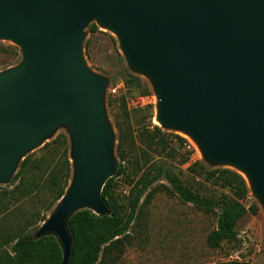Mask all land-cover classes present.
Returning <instances> with one entry per match:
<instances>
[{"label":"water","instance_id":"obj_1","mask_svg":"<svg viewBox=\"0 0 264 264\" xmlns=\"http://www.w3.org/2000/svg\"><path fill=\"white\" fill-rule=\"evenodd\" d=\"M92 21L151 82L161 127L190 136L208 163L243 171L264 207V0H0V40L23 56L0 72V184L58 126L71 140L72 183L34 238L54 235L68 264L69 217L110 213L101 197L116 170L107 80L82 51Z\"/></svg>","mask_w":264,"mask_h":264},{"label":"rangeland","instance_id":"obj_2","mask_svg":"<svg viewBox=\"0 0 264 264\" xmlns=\"http://www.w3.org/2000/svg\"><path fill=\"white\" fill-rule=\"evenodd\" d=\"M93 24L98 30L90 33L89 27ZM84 33L82 51L85 64L92 73L107 80L104 110L114 139L116 215L123 223L129 222L130 231L136 230L125 243L117 264H264V207L249 185L247 194L238 200L246 213L235 225L236 238L209 247L207 237L216 228L219 209L205 213L182 202L174 195L164 175L170 174L192 192L213 201L214 205L227 206L235 200L233 190L217 188L203 177L193 178L187 167L198 161L206 171L235 169L208 163L190 136L155 123L157 96L154 88L145 75L130 69L111 30L92 21ZM22 61V53L16 44L0 40V72L14 68ZM125 115L129 117V125L126 124V138L118 152L119 134L115 123ZM150 124L157 125L166 134L163 145H156L160 136L153 143L147 141V136L152 135ZM168 135L180 136L185 143L180 148L176 139ZM60 136L66 138V155L60 146L42 155L41 149ZM33 154L43 158L39 168L32 166L22 180H15L17 167L9 181L0 184L1 254L11 251L12 244L6 242L21 228L35 233L59 203L61 198L51 199L50 187L46 183L48 173L52 169L66 172L68 168L65 192L73 180L71 140L65 126H58L40 145L27 152L19 164ZM119 166L122 173L116 175ZM145 185L148 186L143 190L137 209L132 212L135 196ZM82 210L92 211L89 208L79 211ZM109 210L111 213L110 207Z\"/></svg>","mask_w":264,"mask_h":264},{"label":"trees","instance_id":"obj_3","mask_svg":"<svg viewBox=\"0 0 264 264\" xmlns=\"http://www.w3.org/2000/svg\"><path fill=\"white\" fill-rule=\"evenodd\" d=\"M97 30L98 28L94 24L89 27L90 33H94ZM128 122L129 117L125 115L121 117V120L117 119L115 123L119 134L118 152L126 138V124L129 125ZM150 127L152 128V135L147 136V141L153 143L160 136V142H156V145H163L165 139L163 136L166 134L162 133L157 125H151ZM146 132L148 133V131ZM168 136L176 139L180 148L185 143V139L180 136ZM65 144L66 138L60 136L51 143H47L41 149L42 155L56 146L63 147V153L66 155L67 148ZM42 160V156L36 157L34 154L25 157L20 162L13 179L19 178L22 180V176L27 174L29 168L32 166L39 168L42 165ZM187 170L193 178L203 177L217 188L233 190V195L235 196V200L229 205L217 206L216 204L214 205L213 201L204 199L192 192L170 174L166 173L164 175L167 182L171 185L172 192L182 202L202 209L205 213L216 212V209H219L216 228L207 237L208 246L217 247L223 240L236 238L235 225L246 213V209L238 202L248 192L246 179L232 169L221 168L206 171L205 167L198 161L189 165ZM121 173L122 168L119 166L116 175ZM68 178V168L66 172L63 169H52L48 173L46 183L50 187L51 199L59 200L65 194ZM147 186H143L136 194L132 203V212L136 211L135 209H137L140 197L143 195V190ZM114 189V176H112L106 181L101 190L102 199L112 210L110 215H96L92 211L82 210L75 212L69 217L67 227L71 236L72 251L68 264H117L119 262L125 243L132 238L131 233L136 232V230L133 228V231H130L129 222L123 223L116 215ZM6 243L12 244L11 251L9 253L4 252V254L0 253V264H61L62 262V248L54 235L48 234L40 238H34V233L21 228L19 233L8 239Z\"/></svg>","mask_w":264,"mask_h":264},{"label":"bare ground","instance_id":"obj_4","mask_svg":"<svg viewBox=\"0 0 264 264\" xmlns=\"http://www.w3.org/2000/svg\"><path fill=\"white\" fill-rule=\"evenodd\" d=\"M154 121H155V123H158V121H157V119H156V116H155V118H154ZM239 171V173L245 178V179H247V176H246V174L243 172V171H241V170H238Z\"/></svg>","mask_w":264,"mask_h":264},{"label":"built area","instance_id":"obj_5","mask_svg":"<svg viewBox=\"0 0 264 264\" xmlns=\"http://www.w3.org/2000/svg\"><path fill=\"white\" fill-rule=\"evenodd\" d=\"M116 91V88L112 89V92L114 93Z\"/></svg>","mask_w":264,"mask_h":264}]
</instances>
